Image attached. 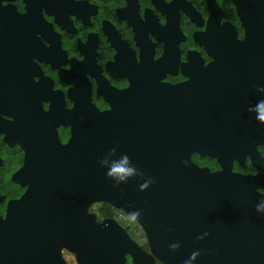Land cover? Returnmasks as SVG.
<instances>
[{
	"label": "flooded vegetation",
	"instance_id": "flooded-vegetation-1",
	"mask_svg": "<svg viewBox=\"0 0 264 264\" xmlns=\"http://www.w3.org/2000/svg\"><path fill=\"white\" fill-rule=\"evenodd\" d=\"M258 86L264 0H0V220H28L29 193L46 194L42 220L64 230L51 264H170L127 210L82 211V163L96 180L116 148L140 170L154 134L161 154L264 197V125L247 110ZM82 219L130 241H83Z\"/></svg>",
	"mask_w": 264,
	"mask_h": 264
},
{
	"label": "water",
	"instance_id": "water-1",
	"mask_svg": "<svg viewBox=\"0 0 264 264\" xmlns=\"http://www.w3.org/2000/svg\"><path fill=\"white\" fill-rule=\"evenodd\" d=\"M147 136L151 142L147 140L140 171L145 178H154L155 184L140 192L141 181L136 178L114 188V182L105 176L106 169L99 165L97 179L91 180L90 161L83 162L82 211L85 204L101 200L128 212L141 210L138 222L153 251L170 264H184L194 251H202L195 264H264V215L255 210L264 197L252 190L250 181L228 170L210 173L184 165L170 156L173 149L161 154L154 134ZM186 152L178 149L177 158ZM50 198L29 193L28 220L16 218L8 208L5 219L0 220V264L57 261L56 242L64 230L47 227L42 220ZM205 232L209 235L198 241L196 237ZM76 237L83 241H130L112 222L105 221L99 227L91 225L90 219H82ZM177 241L181 247L173 252L169 245Z\"/></svg>",
	"mask_w": 264,
	"mask_h": 264
},
{
	"label": "clouds",
	"instance_id": "clouds-1",
	"mask_svg": "<svg viewBox=\"0 0 264 264\" xmlns=\"http://www.w3.org/2000/svg\"><path fill=\"white\" fill-rule=\"evenodd\" d=\"M256 92L261 95V98L255 104H249L248 111L255 115V119L261 125H264V86H258ZM101 168L106 169L105 176L107 179L113 181V187L119 188L122 184H127L128 181L139 178V191L144 192L155 184V179L148 177L136 167L131 158L125 153L117 155V149L111 148L99 161ZM257 213L264 215V199H261L255 206ZM127 218L133 221H138L142 216V211L134 209L128 212ZM171 231V229H170ZM209 234L207 232L198 235V241L204 240ZM181 247L180 242H173L169 245L171 251H178ZM202 255V251H194L189 258L184 261V264H195L198 258Z\"/></svg>",
	"mask_w": 264,
	"mask_h": 264
},
{
	"label": "rangeland",
	"instance_id": "rangeland-1",
	"mask_svg": "<svg viewBox=\"0 0 264 264\" xmlns=\"http://www.w3.org/2000/svg\"><path fill=\"white\" fill-rule=\"evenodd\" d=\"M96 208H97V206H96ZM132 236H133V238L136 241H144V239H143V237H142V235L140 233H139V235L138 234H133Z\"/></svg>",
	"mask_w": 264,
	"mask_h": 264
}]
</instances>
